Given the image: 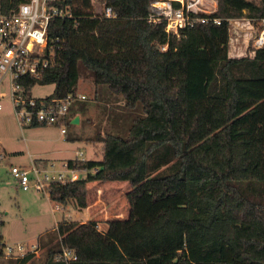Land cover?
<instances>
[{"label": "trees", "instance_id": "obj_1", "mask_svg": "<svg viewBox=\"0 0 264 264\" xmlns=\"http://www.w3.org/2000/svg\"><path fill=\"white\" fill-rule=\"evenodd\" d=\"M26 1L0 0L1 9L9 12ZM151 1L65 0L74 20L54 19L49 26L50 36L66 40L58 64L26 80L53 84L50 97L65 98L75 93L81 72L89 71L95 97L106 85L124 101L122 114L113 115L114 129L95 137L102 160L80 164L97 171L85 181L55 185L53 200L66 207L75 199L84 208L89 182L124 181L131 186L128 216L107 220L102 230L97 221L64 217L53 235L39 238L47 248L42 264H264V47L230 56L227 22L168 35L164 24L148 23ZM105 6L119 22L104 25L136 32L145 55L143 80L98 62L92 56L98 48L103 56L113 53L100 45L91 55H74L84 53L71 44L75 21ZM216 15L263 18L264 0H218ZM174 101L184 103V137L174 128ZM63 247L77 259L61 258ZM34 257L16 261L32 264Z\"/></svg>", "mask_w": 264, "mask_h": 264}, {"label": "rangeland", "instance_id": "obj_2", "mask_svg": "<svg viewBox=\"0 0 264 264\" xmlns=\"http://www.w3.org/2000/svg\"><path fill=\"white\" fill-rule=\"evenodd\" d=\"M98 10L100 11L98 15H102L103 8ZM93 26V22L85 19L80 25H75L74 30L77 35L71 38V44L84 53L74 55L82 58L84 54L90 53V50L93 51L99 45L104 52H109L113 51L112 45L115 43L113 40L116 44L120 41L121 43L127 42L126 49L119 46L116 49L126 50L133 58L130 63L125 61L127 57L124 53H111L109 56H103L96 52L92 56L101 64H110L112 61L113 66H106L116 73L124 72L126 75L127 71L131 72V75H128L130 77L143 76L145 55L137 42L136 32L130 27L120 28L117 24H102L99 28L100 36L97 44ZM259 28L260 25L257 22H252L248 18L232 19L229 23V55L232 57L253 55L252 42L258 36ZM113 59L119 60L113 61ZM6 85L0 88V92L6 91ZM96 88L90 72H81L75 93L84 94L86 99L77 100L72 105L78 109V105H82L81 107L88 111V116L85 121H82V127H77L73 123L68 126L69 132L80 136L72 140H66L67 136L61 135L59 129L54 127L28 129L20 126L13 113L10 99L5 97L0 100L2 105L0 108V151L9 156L8 159L1 160L0 164V237L2 244H23L25 246L37 244L39 238L44 240L47 234L53 235L56 225L64 217L79 223L86 219H97L101 223V226H98L101 230L106 226L105 221L123 218L119 217L121 214H125L124 218L127 217L129 212L127 192L131 188L128 182H89L86 185V207L79 206L75 199H71L68 205L63 207L56 201L48 199L41 191L36 189L23 191L10 173L11 165L26 166L30 169L32 162L37 160H44L48 164L55 162L59 166L61 159L76 157L78 150L82 151L88 160L102 159V147L91 142L98 143L95 138L98 131L103 134L107 129H114L113 115L116 112L122 114L124 101L121 97H116L106 85L98 87L97 97H95ZM53 91V84H37L32 88L31 94L36 98H45ZM172 105L175 112L174 128L180 137H184V103L174 101ZM110 116H112L111 119ZM122 122L121 119L119 124ZM83 135L85 138L81 137ZM86 137H90L91 142H88ZM100 190L102 191L99 192ZM38 252L40 258L45 260L47 248L40 246Z\"/></svg>", "mask_w": 264, "mask_h": 264}, {"label": "built area", "instance_id": "obj_3", "mask_svg": "<svg viewBox=\"0 0 264 264\" xmlns=\"http://www.w3.org/2000/svg\"><path fill=\"white\" fill-rule=\"evenodd\" d=\"M63 2L65 0H28L9 12L3 11L0 3V88L7 84L6 91L0 92V100L5 97L10 99L20 126H54L66 136L67 123L71 121L70 107L75 101L86 99V96L71 93L65 98H36L31 90L37 84L26 82L27 79L40 78L58 64V53L66 40L49 35L50 23L54 19L74 20L71 9L63 7ZM217 9L218 0H152L147 21L164 24L168 35L178 37L182 31L199 25H222L227 22L229 27L232 19L216 15ZM86 20L96 22L93 28L95 37L99 36L98 27L101 24L119 22L118 14L108 6L104 7L102 15L94 13ZM249 20L260 25L258 36L252 42L253 49L264 47V17ZM80 24L75 21L74 27ZM162 50H166V46ZM98 51L102 53L100 48ZM89 54H93L92 51ZM8 158V154L0 151V164L1 160ZM86 162L85 154L78 150L72 163L63 161L57 166L55 162L44 164L33 161L30 169L11 165L10 173L23 191L36 189L54 201L55 185L85 181L90 172L97 171L96 168L80 166ZM39 247L38 243L31 246L4 244L0 247V254L7 258H21L36 254ZM60 257L66 261L77 259L76 253L65 247Z\"/></svg>", "mask_w": 264, "mask_h": 264}, {"label": "crops", "instance_id": "obj_4", "mask_svg": "<svg viewBox=\"0 0 264 264\" xmlns=\"http://www.w3.org/2000/svg\"><path fill=\"white\" fill-rule=\"evenodd\" d=\"M113 35H115V34H113ZM113 42H115V43H113V53L115 54V53H118V54H121V53H124V54H126V59H125V61L126 62H131V61H133V58L128 54V52L126 51V50H124V49H116V47L117 46H119V47H121V48H125L126 49V44H127V42H125V43H121V41L120 42H118L119 44H116V41H114L113 40ZM122 58H123V56H121ZM119 59H113V61H118ZM106 65H109L110 67L111 66H113V62L111 61L110 62V64H106ZM124 70H126V69H124ZM126 73V75H129L131 72H125ZM119 74H122V75H124V72H120ZM131 75V74H130ZM137 80H143V76H141V77H139V78H136ZM82 105H78V107L79 108H82L81 107ZM71 112V111H70ZM71 114V113H70ZM88 116V111L87 110H82V111H80V110H78V108H76V107H73V109H72V115H71V121L73 122L76 118H79V121L77 122V123H75L74 125L75 126H77V127H80L81 126V124H82V121L84 120H86V117ZM39 127H54V126H26V127H24V128H28V129H36V128H39ZM82 127V126H81ZM54 128H57V127H54ZM57 129H59V128H57ZM60 131V130H59ZM68 133H71L72 134V138H80V136L78 135V134H76V133H72V132H69L68 131ZM60 134H61V132H60ZM74 134V135H73ZM62 135V134H61ZM81 137H83V138H85V135H83V136H81ZM66 140H68L67 139V137H66ZM86 140L88 141V142H91L90 140V137H86ZM92 144H97V145H100L101 147H102V144H100V143H93V142H91ZM93 145V146H94ZM94 150V149H93ZM102 154H103V149H102ZM75 157H72V158H65V159H61L60 160V162H63V161H70V160H73ZM103 158V157H102ZM99 160H102V159H99ZM37 163H48V162H46V161H44V160H37L36 161ZM23 167H26V166H23ZM113 182V181H112ZM118 182V181H117ZM120 183L121 182H124V181H119ZM129 211V210H128ZM128 216V215H127ZM119 217H123V218H119V219H125L124 217H125V214H121ZM90 219H86L85 221H82L81 223H83V222H88ZM91 220H94V221H97L98 222V226H101V223L97 220V219H91ZM90 220V221H91ZM74 221H76V220H74ZM105 223H106V221H105ZM40 242L38 241V244H39ZM23 257H21V258H7V257H4V256H2V255H0V264H20V261L19 262H17L16 260H20V259H22ZM32 262V264H42L43 262H44V260L42 259V258H40V254H39V252H37L36 254H35V257L33 258V260L31 261Z\"/></svg>", "mask_w": 264, "mask_h": 264}, {"label": "water", "instance_id": "obj_5", "mask_svg": "<svg viewBox=\"0 0 264 264\" xmlns=\"http://www.w3.org/2000/svg\"><path fill=\"white\" fill-rule=\"evenodd\" d=\"M79 121V118H76L72 123L75 124Z\"/></svg>", "mask_w": 264, "mask_h": 264}]
</instances>
